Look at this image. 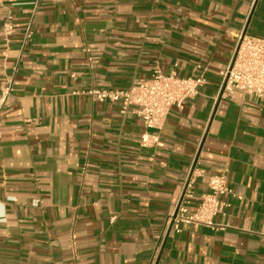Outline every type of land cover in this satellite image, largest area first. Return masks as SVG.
<instances>
[{
	"label": "crops",
	"instance_id": "obj_1",
	"mask_svg": "<svg viewBox=\"0 0 264 264\" xmlns=\"http://www.w3.org/2000/svg\"><path fill=\"white\" fill-rule=\"evenodd\" d=\"M8 16L0 264H264V97L214 103L236 36L264 39V0H0V27ZM197 65L206 83L161 130L88 94ZM143 132L158 146L142 147ZM192 171L184 216L212 176L240 199L210 226L169 229Z\"/></svg>",
	"mask_w": 264,
	"mask_h": 264
},
{
	"label": "built area",
	"instance_id": "obj_2",
	"mask_svg": "<svg viewBox=\"0 0 264 264\" xmlns=\"http://www.w3.org/2000/svg\"><path fill=\"white\" fill-rule=\"evenodd\" d=\"M11 16L0 27L4 38H9L14 32ZM31 24L23 32L21 50L31 40ZM86 53L89 50L84 49ZM196 73L188 77H181L177 70H172L168 75H163L155 69L148 78L133 81L127 89L97 90L93 89L88 94L99 102L108 101L120 105V113L126 114L129 108L142 121L145 130H161L169 112L173 109L182 110L184 104L197 95L198 87L206 83L205 68L201 65L195 67ZM220 82L214 97V103L221 99L229 98L234 91L255 99L264 97V39L247 34L236 36L232 54L223 70L219 72ZM9 93V87L1 91L0 103L4 102ZM157 135L143 132L140 137L142 147L158 146ZM194 172H189L182 183V193L175 212L170 217L169 226L178 231L180 222L194 223L210 226L212 219L221 214L229 204L224 200L227 197L237 198L225 174L212 176L207 182V192L200 196V203L195 212L188 216L186 206L194 198L193 184Z\"/></svg>",
	"mask_w": 264,
	"mask_h": 264
},
{
	"label": "clouds",
	"instance_id": "obj_3",
	"mask_svg": "<svg viewBox=\"0 0 264 264\" xmlns=\"http://www.w3.org/2000/svg\"><path fill=\"white\" fill-rule=\"evenodd\" d=\"M0 209H2V206H0ZM3 213H2V210H0V215H2Z\"/></svg>",
	"mask_w": 264,
	"mask_h": 264
},
{
	"label": "water",
	"instance_id": "obj_4",
	"mask_svg": "<svg viewBox=\"0 0 264 264\" xmlns=\"http://www.w3.org/2000/svg\"><path fill=\"white\" fill-rule=\"evenodd\" d=\"M169 229H170V227H169Z\"/></svg>",
	"mask_w": 264,
	"mask_h": 264
}]
</instances>
